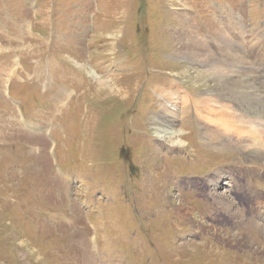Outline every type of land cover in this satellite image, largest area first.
Returning <instances> with one entry per match:
<instances>
[{
  "label": "rangeland",
  "instance_id": "rangeland-1",
  "mask_svg": "<svg viewBox=\"0 0 264 264\" xmlns=\"http://www.w3.org/2000/svg\"><path fill=\"white\" fill-rule=\"evenodd\" d=\"M184 21L257 96L264 0H0V264H264V149L254 170L242 143H264L259 102L192 83L211 66L180 44ZM177 81L201 102L213 90L221 137L193 106L166 107ZM234 109L251 134L228 144ZM163 114L181 145L158 137ZM213 177L233 218L207 195Z\"/></svg>",
  "mask_w": 264,
  "mask_h": 264
},
{
  "label": "bare ground",
  "instance_id": "bare-ground-1",
  "mask_svg": "<svg viewBox=\"0 0 264 264\" xmlns=\"http://www.w3.org/2000/svg\"><path fill=\"white\" fill-rule=\"evenodd\" d=\"M188 27L189 26L187 25V21H184L182 28L177 31V33H178L177 38L180 41V44H183L184 48L188 49L191 52V56H193L194 59L206 64V66L207 65H209V67L211 66V68H207V70H204V71H200V70L197 71L196 70V72H195L196 74L194 77L195 80L192 83L196 82V84L202 83L204 85L205 83H208L209 81L218 80L219 82L216 83V86H217V88H219V92H220L218 97L222 98V99H220V98L217 99L218 101L225 100L224 97H226V95L228 93H229V95L232 94V96H234V97L241 96V91L238 88L237 81L232 77V75L230 76L227 74V71L225 70V68H222L223 65H225V64L219 63L217 60H215L213 58L212 54L210 53V51L206 48L208 46L204 45L203 42L201 40H199L195 34L190 32ZM236 41H238V40L232 41V39H231V41H227V45H229L228 42H236ZM239 43H241V41H239ZM239 43H237L238 47H239ZM231 48L232 47L229 46L230 51H231ZM239 49H241V47H239L238 50ZM236 50H237V48L233 49L234 53L236 52ZM181 51L183 52L182 53V55H183L185 51L183 49ZM227 59H228V57H227ZM222 60H224V58H222ZM231 63H233V61ZM184 73H185V71H182L180 74H184ZM88 74L91 76V78L96 80L97 83L102 87L107 86L109 84L111 85V83H110L111 81L102 79V77H100L97 73H94L92 70H89ZM231 79H233V82L229 81ZM250 85L253 86V84H250ZM244 86L248 87V85H244ZM170 87H171V90H174V91H171V94H169V96H166V103H165L166 107L170 108L168 103H171L172 105H174V107L176 106L180 110H182L183 108H189L190 106H193V108L195 110L194 113L197 114V115L195 114L197 116V118H200L201 120H203L205 122V129H204V131L206 133L205 139L210 140V136L212 135V138H213V134H216L217 136L221 137L222 133H220L218 129H215V131H213L211 124H209L206 121L207 119H209V116H214V114L211 113L210 104H209V101H215L211 97V94L213 95V92H212L213 90L211 88H207V90H205L204 96H205V100H207V101L201 102L197 99L194 100V99L190 98L189 94L187 92L183 91L184 87L182 86V84L180 82L178 83V81L173 83ZM253 87H254L255 92L257 93V96L252 97L253 96L252 94H254L253 88L249 86L248 88L245 89V91H247L246 93H249V94H247L246 97H244V96H241V97L244 101H251L252 100L251 98L257 99L259 102V107H260L259 119L264 118V85H260V88L258 86L256 87L255 85ZM259 99H261V100H259ZM244 103L249 107L256 105V102L255 103L244 102ZM178 109L174 110L177 117L180 116L179 115L180 112L178 111ZM227 109L230 110L233 108L230 107ZM235 111L236 112H233L230 115L229 122H228L229 128H227L225 130V132L227 134H229V139L226 140V143H228V144H232L233 139L230 136L233 134L236 136L238 135V137H242V138H244L245 135L241 136L240 134H246V133L251 134V128L252 127L250 129L247 128L246 129L247 131H241L239 126L235 125V123H236L235 121H239L241 119V115H242V114L239 115L237 113V110H235ZM162 116H164V118H165L164 121H166V122L163 123L162 126L160 125V127L157 128L156 133H157L158 137L161 140L173 139L176 137V138H178V144L177 145H181L182 139H183L181 137L183 136V134L182 133L177 134V132L173 126L167 125L170 123V120H167V118H168L167 114L160 115L158 118L161 119ZM176 116H175V119H176ZM221 116H223V114H221ZM249 116L252 117L253 114L249 113ZM205 118H206V120H205ZM255 118H257V117H255ZM252 125H254V124H252ZM257 125H259V124H257ZM257 125H255V127ZM231 127L233 128L232 130L230 129ZM238 137H237V142H238ZM242 143L244 144V147L246 148L245 150L247 151V153H246L247 156L250 157L249 159L251 160V163L254 165L253 169L254 170L257 169V165L260 162V157H261V154L258 153V151H260L261 149H264V146H263L264 143L256 142V141L252 142L251 144H247L245 142H242ZM214 145L218 146V144H214ZM234 171H236V170H234ZM234 171H231V172H234ZM249 171L252 172L251 168ZM227 172H229V171H227ZM263 173H264V170H263ZM225 174H226L225 171L221 172L219 174L218 178L220 179V176L225 175ZM231 175L235 176V174H231ZM246 179L249 180L248 177H246ZM210 182L212 183V185L210 184ZM235 182L240 184L239 181H235ZM206 185H207L208 192H211V193L207 194L208 197L213 196L212 199L214 201L213 202L214 207H218L216 204L221 206V208H219V207L217 208L218 210H216V212H224V213L228 214L230 218H233V214L231 213V212H233V209L228 210L227 208H225L223 206V204H220V202H219V200L221 202L222 201L225 202V201L229 200L225 194L222 195V194L218 193L219 190L223 186L222 184L219 183V180L215 181V178L213 177V178H211L210 181H208V184L206 183ZM225 185H230V183H227ZM236 185L237 184H234V187H238V185L237 186ZM256 197H257V195H256ZM182 209L189 210L188 208L184 207L183 205H179L176 208V211L178 213H180L181 211L183 212ZM184 212H187V211H184ZM256 216L258 217L259 220L264 221V210H263L262 214H258ZM236 217L239 218V215L236 214ZM239 222H242V220L234 223V226L237 227L238 224H240ZM192 235L193 234H191V236ZM208 239H210V238H208ZM190 241L193 243H196L193 240H190ZM232 242L233 241L229 240V243H232ZM210 243H211V245L213 244L211 241H210ZM208 244H209V242L206 239L205 240V246H207Z\"/></svg>",
  "mask_w": 264,
  "mask_h": 264
}]
</instances>
